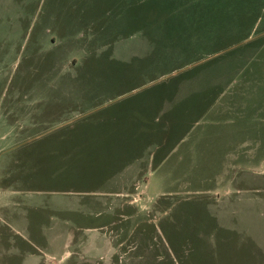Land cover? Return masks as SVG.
I'll list each match as a JSON object with an SVG mask.
<instances>
[{"label":"rangeland","instance_id":"rangeland-1","mask_svg":"<svg viewBox=\"0 0 264 264\" xmlns=\"http://www.w3.org/2000/svg\"><path fill=\"white\" fill-rule=\"evenodd\" d=\"M48 260L264 264V0H0V264Z\"/></svg>","mask_w":264,"mask_h":264},{"label":"crops","instance_id":"crops-1","mask_svg":"<svg viewBox=\"0 0 264 264\" xmlns=\"http://www.w3.org/2000/svg\"><path fill=\"white\" fill-rule=\"evenodd\" d=\"M243 40H245V42H246V40L247 41H251V40H254V37L253 36H250V37H247V38H245V39H243ZM243 40H241V43H240V45L239 46H241V47H238V51H236V53L231 57V58H235V60L236 61H239V60H241V58L242 57H244V55L246 54V49H244V47L246 48V46H245V44H244V41ZM256 48H258L259 46L258 45H256L255 46ZM248 49H252V48H248ZM247 49V50H248ZM234 50H236V46H234V47H227V51L228 52H234ZM249 51V50H248ZM239 53H241V54H243V56L241 55V54H239ZM218 54L215 52V53H213L211 56H206V57H208V58H210V59H215L216 58V56H217ZM220 61H224L223 59L222 60H220ZM227 62V61H226ZM223 63H218V65H222ZM228 64V63H227ZM226 63H225V65H227ZM229 65V64H228ZM196 66H198V64L196 65ZM192 72V71H191ZM193 72H195V71H193ZM193 72H192V77H194V76H196V75H198V74H193ZM213 72H214V70H213ZM194 75V76H193ZM219 82H216V81H211V82H207L206 84H204V85H202V86H197L196 88H198V89H201V94H203V95H205V97H208L207 95H209L213 90H214V86L216 85V84H218ZM180 90V89H179ZM202 91H204V92H202ZM234 94V95H233ZM237 95H238V89H236L235 91H232V96H230L229 97V99H228V101H227V103L228 102H230V101H234L233 103H235V106L234 107H236L237 106V103H238V98H237ZM201 97H203V96H201ZM223 100H225V99H223ZM223 100H220L219 101V98L216 100V102L218 103V102H221V103H223ZM201 103H202V101H200ZM212 103H215V101L213 100V102ZM207 104H208V102H207ZM227 107V106H226ZM225 107V108H226ZM246 142V140H244L243 141V143H245ZM238 145H242V141H241V143H239ZM232 159H234V157H231V159H230V161H229V163L227 164V165H225V168L226 169H228L229 167H235V163H234V161L232 160ZM246 165V164H245ZM245 165H242V166H245ZM237 166H239V165H237ZM225 178V179H224ZM224 178H221L220 177V180L218 181V178L216 179V181L214 182L215 183V185H219L220 183H223V181L225 182L226 181V177H224ZM228 181H229V179H228ZM236 183H239V181L237 180L236 181ZM44 264H56L53 260H48L47 262H45Z\"/></svg>","mask_w":264,"mask_h":264},{"label":"trees","instance_id":"trees-1","mask_svg":"<svg viewBox=\"0 0 264 264\" xmlns=\"http://www.w3.org/2000/svg\"><path fill=\"white\" fill-rule=\"evenodd\" d=\"M130 88V87H129Z\"/></svg>","mask_w":264,"mask_h":264}]
</instances>
